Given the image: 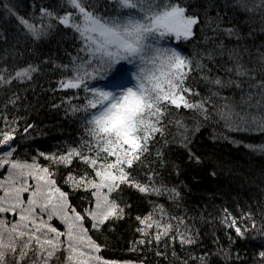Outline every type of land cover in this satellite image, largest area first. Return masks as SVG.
<instances>
[{"label": "snow or ice", "instance_id": "obj_1", "mask_svg": "<svg viewBox=\"0 0 264 264\" xmlns=\"http://www.w3.org/2000/svg\"><path fill=\"white\" fill-rule=\"evenodd\" d=\"M0 7L16 22L0 31V264H119L99 255L94 233L128 215L126 189L179 201L178 188L156 181L167 165L164 149L175 144L200 163L192 145L205 126L264 134V0H58L32 16L5 0ZM54 33L72 35L68 63L35 55ZM45 66L62 74L53 91H71L53 107L67 104L66 115L83 122L86 137L63 154L39 152L48 166L18 158L19 139L34 128L19 114L20 89L29 90ZM184 113L192 115L186 120ZM212 138L242 144L229 135ZM243 146L264 153V145ZM53 166L68 169L63 185L85 193L86 208L73 206ZM260 214L258 223L252 211L237 217L224 209L230 244L264 237V208ZM135 219L141 238L132 251L155 246L166 259L159 249L198 243L190 223L161 204ZM209 256L190 260L209 264ZM259 257L264 261V251Z\"/></svg>", "mask_w": 264, "mask_h": 264}, {"label": "trees", "instance_id": "obj_2", "mask_svg": "<svg viewBox=\"0 0 264 264\" xmlns=\"http://www.w3.org/2000/svg\"><path fill=\"white\" fill-rule=\"evenodd\" d=\"M5 2L15 5L14 10L19 14L32 16L36 13L37 7L55 6L58 0H5ZM0 13H4L0 17V31L16 27L15 20L8 16L2 7ZM212 15H215V12ZM8 34L14 33L8 32ZM185 47L190 48L189 45ZM75 50L76 45L71 34L54 33L40 45L35 55L51 57L57 63H68L66 53L75 54ZM7 54L14 56L16 51L8 49ZM61 78L62 74L58 70L45 66V70L29 85V90L20 89V95L24 99L20 102L19 114L28 123L33 124L34 128L30 129L23 139H19L18 158L31 162L32 158L36 157L40 164L48 166L51 162L39 157V152L63 154L68 148L78 145L86 138L83 133V122H77V117L72 116L70 112L66 115L67 104L60 108L53 107L54 104H61L62 100L71 95V91L67 94L63 91H53ZM0 99H3L2 93ZM191 115L184 113L186 120ZM214 135H229L231 139L242 141V144L235 145L222 138L213 139ZM244 144L256 147L264 145V134L259 132L230 134L224 131L222 125L205 126L195 137L192 145L193 150L200 157V163L190 161L188 153L175 144L164 149L167 165L158 169L157 184L178 188L181 191V198L179 201H174L168 195L147 197L135 190L126 189L122 198L131 203V208L127 210L128 215L112 225L111 230L105 229L102 233H94V238L102 244L99 255L106 260L139 264H181L184 259H189V264H194L190 257L209 253V264H264L259 257V252L264 251V237L253 233L252 239L230 244L227 235L229 230L221 223L224 209L237 217L252 211L256 214L257 222L261 221L260 209L264 208V153L250 151L243 146ZM83 167L76 165V170L82 171ZM53 170L56 172L55 178L64 189L72 191L67 185H63V177L68 169L63 166H53ZM177 171L179 175L176 174ZM5 172L0 169V176L5 175ZM212 172L216 175L213 176ZM84 196L85 193L82 191H72L70 201L78 210L86 208L89 204ZM153 204L163 205L169 216L184 217L199 233L198 243L183 247L176 243L159 249L167 253L166 259L155 255L158 250L155 246L137 245L138 248L142 247V250L132 251V242L141 238L140 233L136 231L138 222L135 217L152 212ZM154 215L159 216V213ZM221 249L230 250L231 258L225 259L222 255H218ZM173 251L175 256L172 255Z\"/></svg>", "mask_w": 264, "mask_h": 264}, {"label": "rangeland", "instance_id": "obj_3", "mask_svg": "<svg viewBox=\"0 0 264 264\" xmlns=\"http://www.w3.org/2000/svg\"><path fill=\"white\" fill-rule=\"evenodd\" d=\"M174 46V45H173ZM103 81H100L98 84H97V86H103ZM77 103H78V101H76ZM5 175H6V172H5ZM110 261H112V260H110ZM117 262H119V264H139V263H136V262H124V261H117ZM57 264H62V262H57Z\"/></svg>", "mask_w": 264, "mask_h": 264}]
</instances>
